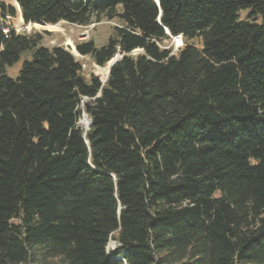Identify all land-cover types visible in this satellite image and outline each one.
<instances>
[{
	"label": "trees",
	"instance_id": "trees-1",
	"mask_svg": "<svg viewBox=\"0 0 264 264\" xmlns=\"http://www.w3.org/2000/svg\"><path fill=\"white\" fill-rule=\"evenodd\" d=\"M16 4L118 60L0 28V264H264V0Z\"/></svg>",
	"mask_w": 264,
	"mask_h": 264
},
{
	"label": "rangeland",
	"instance_id": "rangeland-1",
	"mask_svg": "<svg viewBox=\"0 0 264 264\" xmlns=\"http://www.w3.org/2000/svg\"><path fill=\"white\" fill-rule=\"evenodd\" d=\"M1 4H4L7 7L16 8L18 10L16 0H0V5ZM243 14L244 13L242 12L241 15ZM113 26H115V22H108L104 20L97 22L94 18L87 26H75L66 23H59L55 26H52L51 28H47L46 26L38 24L24 25L20 16H17L16 18L11 17L4 19L2 11L0 9V28L2 30L7 32L10 30H14L16 33H40L42 35V44L44 46H62L72 55H74L75 58L82 64L84 75L87 78L95 76L103 82L106 80L107 65L104 67L96 66L89 57L79 55L75 49V45L76 43H82L91 40L97 47L102 46L107 42L109 36L111 35ZM44 32H47L49 34H44ZM164 45L169 47L171 45V42H165ZM172 45L173 52H175L176 50L174 49L173 41ZM138 52V50L134 51L133 55ZM23 61L24 57H21V59L17 63L6 69V74L11 78H15L22 66ZM83 120L88 121L90 119L86 115L81 116V119L78 121V123L84 127V125L82 124ZM108 247L109 249H113L115 247V244L110 242Z\"/></svg>",
	"mask_w": 264,
	"mask_h": 264
},
{
	"label": "water",
	"instance_id": "water-1",
	"mask_svg": "<svg viewBox=\"0 0 264 264\" xmlns=\"http://www.w3.org/2000/svg\"><path fill=\"white\" fill-rule=\"evenodd\" d=\"M166 34L168 35V32L166 31ZM117 60H118V56H115L108 64H107V66H106V68H107V74H106V78H107V75H108V73H109V71H110V69H111V67L117 62ZM85 121H86V124L87 125H84V123H85ZM82 124L84 125V127H85V129H87L89 126H90V124H91V120H83V122H82ZM114 244V243H113Z\"/></svg>",
	"mask_w": 264,
	"mask_h": 264
},
{
	"label": "built area",
	"instance_id": "built-area-1",
	"mask_svg": "<svg viewBox=\"0 0 264 264\" xmlns=\"http://www.w3.org/2000/svg\"><path fill=\"white\" fill-rule=\"evenodd\" d=\"M7 18H9V17H7ZM4 32L7 33V31H4ZM172 41H173L175 50L182 47V45H183V41H182L181 36L172 37Z\"/></svg>",
	"mask_w": 264,
	"mask_h": 264
},
{
	"label": "bare ground",
	"instance_id": "bare-ground-1",
	"mask_svg": "<svg viewBox=\"0 0 264 264\" xmlns=\"http://www.w3.org/2000/svg\"><path fill=\"white\" fill-rule=\"evenodd\" d=\"M46 27H47V28H51L52 26H46ZM87 124H88V123H87ZM87 124H86V121H85L84 125H87Z\"/></svg>",
	"mask_w": 264,
	"mask_h": 264
}]
</instances>
